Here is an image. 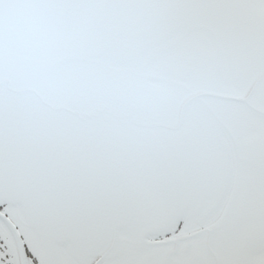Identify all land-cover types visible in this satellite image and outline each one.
I'll return each mask as SVG.
<instances>
[{
    "label": "snow or ice",
    "instance_id": "1",
    "mask_svg": "<svg viewBox=\"0 0 264 264\" xmlns=\"http://www.w3.org/2000/svg\"><path fill=\"white\" fill-rule=\"evenodd\" d=\"M0 264H264V0H0Z\"/></svg>",
    "mask_w": 264,
    "mask_h": 264
}]
</instances>
